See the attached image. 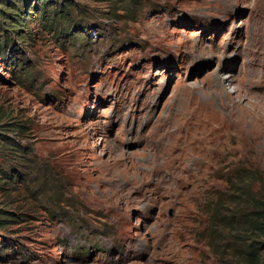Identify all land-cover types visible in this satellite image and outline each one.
Masks as SVG:
<instances>
[{
	"label": "rangeland",
	"instance_id": "1",
	"mask_svg": "<svg viewBox=\"0 0 264 264\" xmlns=\"http://www.w3.org/2000/svg\"><path fill=\"white\" fill-rule=\"evenodd\" d=\"M262 58L264 0H0V264H225Z\"/></svg>",
	"mask_w": 264,
	"mask_h": 264
},
{
	"label": "trees",
	"instance_id": "2",
	"mask_svg": "<svg viewBox=\"0 0 264 264\" xmlns=\"http://www.w3.org/2000/svg\"><path fill=\"white\" fill-rule=\"evenodd\" d=\"M236 176L229 180L230 200L217 196L206 214L205 239L225 264H264V176L247 168Z\"/></svg>",
	"mask_w": 264,
	"mask_h": 264
},
{
	"label": "bare ground",
	"instance_id": "3",
	"mask_svg": "<svg viewBox=\"0 0 264 264\" xmlns=\"http://www.w3.org/2000/svg\"><path fill=\"white\" fill-rule=\"evenodd\" d=\"M259 64H261L262 66H264V58L259 60ZM262 78H260L257 81L251 82L249 84V87H251V90H248L245 93V96L243 100H248V103H252L253 105V120H255L258 124V126L260 127V133H264V99L263 101H259V98H264V91L261 94H253L252 93V89L254 87L258 88V89H263L264 88V74L261 75ZM234 81L233 76H227L225 79L222 78V80L220 81V85H226V84H232V82ZM222 86V85H221ZM223 87V86H222ZM226 87V86H225ZM224 87V88H225ZM223 89V88H222ZM201 123V122H200ZM200 126V125H199ZM177 161V159H176ZM177 168V167H176ZM175 168V171H176ZM189 185V184H188Z\"/></svg>",
	"mask_w": 264,
	"mask_h": 264
}]
</instances>
